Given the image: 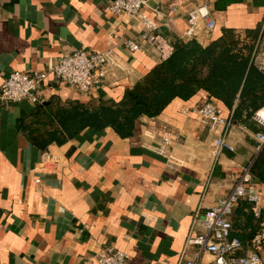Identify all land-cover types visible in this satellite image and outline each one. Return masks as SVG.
<instances>
[{
	"label": "crops",
	"instance_id": "0c3cea01",
	"mask_svg": "<svg viewBox=\"0 0 264 264\" xmlns=\"http://www.w3.org/2000/svg\"><path fill=\"white\" fill-rule=\"evenodd\" d=\"M215 1H151L142 12L156 21L152 34L160 47L139 40L140 49L129 52L124 42L138 40L142 23L125 13L112 14L108 0H0V86L11 70L43 71L75 50L111 48L127 69L108 74L89 94L54 82L52 75L40 92L43 102L52 97L119 100L170 55L174 39L183 40L188 11L196 4H207L215 20L211 32L198 30L196 38L203 44L223 28L258 32L264 0H237L225 10L214 9ZM153 8L162 14L157 16ZM205 101L214 102L221 116L230 114L199 90L188 100L175 98L155 117L137 119L129 137H119L110 127L87 128L44 149L20 128L34 105L0 101V264H93L107 246L125 250L129 264H212V255L197 245L184 248L188 235L204 232L193 224L194 216L230 191L260 148L254 130L232 122L226 141L233 149L213 157L223 126L203 122L196 108ZM167 135L161 154L157 149ZM45 154L54 156L46 159ZM254 186L264 203V184ZM242 211L238 201L230 219ZM251 249L246 246L240 254ZM258 252L264 264V245Z\"/></svg>",
	"mask_w": 264,
	"mask_h": 264
},
{
	"label": "trees",
	"instance_id": "16d2710c",
	"mask_svg": "<svg viewBox=\"0 0 264 264\" xmlns=\"http://www.w3.org/2000/svg\"><path fill=\"white\" fill-rule=\"evenodd\" d=\"M236 1L216 0L214 9L225 10ZM256 35V29L242 32L223 28L207 44L197 38H176L171 43L170 55L127 88L119 100L91 98L81 102L52 97L35 104L20 128L40 149L50 143L61 145L87 128L110 127L125 138L132 135L137 119L155 117L175 98L188 100L197 91L204 90L229 109L233 123L257 130L251 115L264 106V73L249 64ZM250 172L253 182L264 184V145L252 161ZM239 203L243 211L239 217L230 219V234L238 237L244 248L251 246L252 238L259 231L260 219L245 197ZM240 216L242 219L238 220Z\"/></svg>",
	"mask_w": 264,
	"mask_h": 264
},
{
	"label": "built area",
	"instance_id": "2783aa9c",
	"mask_svg": "<svg viewBox=\"0 0 264 264\" xmlns=\"http://www.w3.org/2000/svg\"><path fill=\"white\" fill-rule=\"evenodd\" d=\"M154 0H108V9L114 15L125 13L131 17H137L143 26L138 40L130 39L124 42L129 52L140 49L139 40L152 42L159 48L152 32L158 27L155 20L143 14L142 9L149 6ZM176 1L170 4L172 10L176 7ZM157 16L162 13L153 8ZM188 26L182 34L183 40L196 38L200 27L211 32L215 26V20L207 4H196L188 11ZM249 64L258 71L264 73V27H261L254 39ZM127 67L121 56L113 49L88 52L75 50L58 57L48 65L47 70L21 71L11 70L0 86V101L3 103H15L28 101L35 105L42 103L41 86L52 75L54 82L73 85L82 94H89L98 87L115 71H126ZM203 122L212 125H222L223 129L214 146L211 155L216 157L224 149H233L226 141V135L232 124V117L221 116L217 105L212 101H205L196 108ZM251 120L256 124L257 130L252 132V137L257 143V148L264 145V106L257 108L251 115ZM246 130V126H243ZM169 143L168 135L162 139V145L157 151L165 154L164 147ZM46 159H52L54 155L45 154ZM250 165L244 166L230 191L218 198L210 207L202 213L197 211L193 224H198L204 229L202 234L188 235L185 247L197 245L200 251H206L212 255V264H262L258 250L264 245V203H260L255 191L254 182L250 172ZM245 197L252 203V211L260 219L259 231L251 240L252 249L245 254H240L243 249L238 237L231 236L230 215L240 200ZM192 225V226H194ZM192 229V227H191ZM93 264H129V254L125 250L112 246L101 248L95 255ZM177 264H197L195 260H179Z\"/></svg>",
	"mask_w": 264,
	"mask_h": 264
},
{
	"label": "rangeland",
	"instance_id": "374dc122",
	"mask_svg": "<svg viewBox=\"0 0 264 264\" xmlns=\"http://www.w3.org/2000/svg\"><path fill=\"white\" fill-rule=\"evenodd\" d=\"M261 27H264V19H263V22L260 23V28H261Z\"/></svg>",
	"mask_w": 264,
	"mask_h": 264
}]
</instances>
